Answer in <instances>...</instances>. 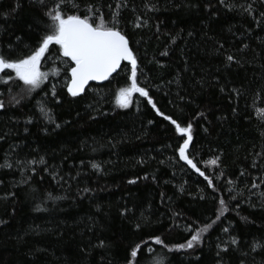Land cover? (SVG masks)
I'll return each mask as SVG.
<instances>
[{"label":"trees","instance_id":"16d2710c","mask_svg":"<svg viewBox=\"0 0 264 264\" xmlns=\"http://www.w3.org/2000/svg\"><path fill=\"white\" fill-rule=\"evenodd\" d=\"M56 3L0 0V52L30 55ZM72 4L62 11L116 15L137 81L165 115L139 93L116 103L127 62L72 96L55 44L40 88L0 82V165H11L0 167V264H264V0ZM166 116L192 124L188 156L200 172L179 157L183 139ZM213 221L192 248L174 247Z\"/></svg>","mask_w":264,"mask_h":264},{"label":"snow or ice","instance_id":"6c2138e0","mask_svg":"<svg viewBox=\"0 0 264 264\" xmlns=\"http://www.w3.org/2000/svg\"><path fill=\"white\" fill-rule=\"evenodd\" d=\"M223 2L224 0H221V3ZM69 4H72V0H57L55 7L45 13L50 20L49 32L42 38L39 46L30 55L11 59L0 52V73H4L5 70H11L15 73V76L7 75V79L0 82L8 83V81L18 79L23 82V85L28 87L29 91L40 88L42 83L48 78V74L41 71V60L48 51L49 46L55 44L59 46V52L62 56L67 58L71 64L67 91L72 96L83 93L90 81L108 79L120 69L122 62H129L131 65L130 84L118 90L116 103L121 107H127L131 103L132 95L139 93L141 96L147 97L148 102L160 116H164L165 114L156 108V104L149 95L148 90L145 87H141L137 81V60L129 47L127 37L117 27L116 15H113L111 22H106L102 15H98V22H94L92 15L86 14L81 17L78 14H66L63 12L62 7ZM72 6L75 7L74 4ZM227 59L232 61L234 57L229 55ZM53 95H55L54 91ZM13 100H15V97H13ZM15 102L19 103L18 100ZM4 106V102L0 100V109L4 108ZM40 110L45 115H48V111H50H46L43 106ZM258 115L261 119H264V109H260ZM165 119L175 126V132L183 139V143L178 145L179 157L196 169L197 172H200L197 164L186 154V150L192 140V124L188 123L186 126H182L171 116H166ZM185 136L186 138H184ZM32 163H35V161ZM211 163L215 164L216 161L213 160ZM4 166L11 167V165H0V167ZM92 166L97 169L100 167L98 164H93ZM220 204H225V201L221 199ZM222 214L223 211H221ZM219 219L220 216L218 215L216 220ZM214 223L215 221L196 230L186 244H178L174 247L177 249L192 248L195 243L201 241V234L212 228ZM137 228H139V225H137ZM224 231L226 232L227 229H224ZM153 239L157 244L164 243L159 236L153 237ZM232 243H237L236 238H232ZM256 247H260V245L256 244ZM139 248L140 245H136L132 249L131 257L137 256Z\"/></svg>","mask_w":264,"mask_h":264},{"label":"water","instance_id":"95a60500","mask_svg":"<svg viewBox=\"0 0 264 264\" xmlns=\"http://www.w3.org/2000/svg\"><path fill=\"white\" fill-rule=\"evenodd\" d=\"M130 47V46H129ZM127 63H129V62H127ZM122 64H123V62H122ZM121 64V65H122ZM119 70V69H118ZM117 70V71H118ZM116 71V72H117ZM116 72H114L108 79H110ZM108 79H106V80H108ZM106 80H101V81H90L89 83H88V85L85 87V89L89 86V85H91V84H100V83H103V82H105Z\"/></svg>","mask_w":264,"mask_h":264},{"label":"rangeland","instance_id":"374dc122","mask_svg":"<svg viewBox=\"0 0 264 264\" xmlns=\"http://www.w3.org/2000/svg\"><path fill=\"white\" fill-rule=\"evenodd\" d=\"M185 138H186V136H185ZM190 145V144H189ZM186 154L188 155V149L186 150ZM183 160V159H182ZM183 161H185V160H183ZM186 162V161H185Z\"/></svg>","mask_w":264,"mask_h":264}]
</instances>
